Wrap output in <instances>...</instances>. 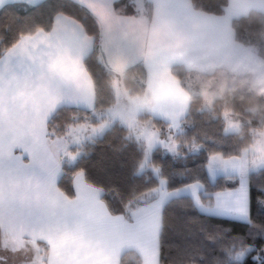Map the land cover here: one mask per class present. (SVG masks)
<instances>
[{"label":"crops","instance_id":"obj_1","mask_svg":"<svg viewBox=\"0 0 264 264\" xmlns=\"http://www.w3.org/2000/svg\"><path fill=\"white\" fill-rule=\"evenodd\" d=\"M41 1L0 0V7L6 3L36 4ZM74 1L87 8L96 18L99 57L114 77L121 76L126 67L136 62L143 63L146 74L144 91L124 100L131 103L133 98H138L143 114H149L145 118H155L169 126L179 123L186 115L190 100L188 91H193L188 86V91L184 89L171 73V67L175 64L183 65L189 75H211L220 68L228 75H244V81L250 88L251 83L264 86V59L253 49L235 41L230 26L232 18L244 15L251 9L264 12V0H228L221 15L196 10L191 0H131L135 7L133 14L116 10L113 5L116 0ZM147 2L150 4L149 12ZM53 33L57 51L50 59L55 70L67 78L75 77L91 102L69 105L59 102L57 97L52 106L92 109L95 94L83 60L92 49L93 39L75 19L57 13L49 31L39 30L21 37L14 45L11 56L6 57L4 53L0 60L7 63V59H10L11 64L20 71L30 63L29 56L33 51L50 50L46 41ZM4 66L0 65V68ZM123 89L126 93L127 90ZM198 93L203 98L202 107L205 109L203 93L201 90ZM189 151L198 152L193 151L192 145ZM211 156L206 165L208 180L213 182L219 176L236 177V188L216 191L209 202L203 203L205 206H197L189 189H193L199 198L202 191L200 183L193 182L169 191L165 181L159 179V196L149 194L148 199L130 207L125 214H113L102 199V189L89 185L80 172L73 176V196H66L57 187L62 161L53 151H49L41 157L36 172L25 168L19 176L13 177L14 183L19 185L15 189V199L17 205H23V208L0 211V226L9 234L11 245L18 241L25 245L32 243L42 255V264H119L120 255L125 251L137 254L140 264H159L161 208L170 198L187 195L202 213L248 220L249 172H245L243 177L240 175L241 154L222 157L215 169H210ZM24 160H29L27 154ZM49 185L51 196L45 191ZM162 193H167L163 199ZM225 196L234 208L245 206L247 214L217 213L214 209ZM54 197H59V203H71L87 220V225L65 222L57 215L58 202ZM214 202L216 206L211 209L210 205ZM37 203L44 204L48 209L47 215L28 210V205L35 206ZM43 245L46 246L45 257L41 253Z\"/></svg>","mask_w":264,"mask_h":264},{"label":"trees","instance_id":"obj_2","mask_svg":"<svg viewBox=\"0 0 264 264\" xmlns=\"http://www.w3.org/2000/svg\"><path fill=\"white\" fill-rule=\"evenodd\" d=\"M228 0H191L192 7L213 15L225 11ZM114 8L121 13L133 14L131 0H116ZM150 4L147 2V12ZM57 13L65 14L83 27L92 37V49L83 60L94 89L95 111L105 110L116 98L113 90V73L99 57V26L96 18L83 5L74 0H42L36 4L21 2L6 3L0 7V57L6 49L25 35L49 31ZM233 38L253 49L264 59V12L251 9L230 22ZM171 73L181 86L185 84L188 70L181 64L171 67ZM122 83L130 94H141L145 89L146 74L143 63L136 62L121 73ZM244 75L229 74L228 88L214 98L209 109H202L203 98L190 91L189 107L179 122L180 131L174 136L178 144L177 153L170 154L156 147L149 164L140 170L144 157L141 142L132 138L128 130L114 123L99 137L73 147L79 152L71 163H61V176L57 187L66 195L73 196V176L80 172L85 181L102 189V199L113 214H125L130 207L142 203L138 200L145 192L155 188L163 179L169 191L198 182L202 185L199 195L202 203L211 200L216 191L233 189L238 179L219 176L210 182L206 165L210 155L222 157L239 156L253 144L258 130L264 126V94L250 88ZM93 110L73 106H61L56 110L51 123L79 121L96 123ZM224 111L231 112L239 121L237 132H225ZM142 117H149L148 113ZM153 125L165 135L168 124L151 118ZM191 144L201 145L196 153L189 151ZM153 168L159 169V174ZM248 179L247 221L205 214L200 212L187 195L170 198L162 207V227L159 231V264H264V167L250 171ZM42 254L45 257V245ZM250 248L240 260L232 256ZM263 255L258 259L254 256ZM119 264H140L132 251L122 252Z\"/></svg>","mask_w":264,"mask_h":264},{"label":"snow or ice","instance_id":"obj_3","mask_svg":"<svg viewBox=\"0 0 264 264\" xmlns=\"http://www.w3.org/2000/svg\"><path fill=\"white\" fill-rule=\"evenodd\" d=\"M54 35L46 41L49 51L36 49L33 51L26 66L17 71L11 60H0V211H17L23 205L18 206L15 199V184L13 177L19 176L23 169L30 168L37 171L41 157L55 150L56 139L74 135L83 124H75L79 121V114L73 116V122H54L50 124L56 114L53 102L59 98V102L69 105L90 103L88 96L82 89L79 81L67 78L55 70L51 56L57 51L54 44ZM11 46L6 49L5 56L10 57L13 51ZM105 125L94 126L95 132H102ZM20 151H16V149ZM27 154L29 160L25 162ZM264 163V160L257 161ZM49 196L51 185L45 190ZM167 193H162L163 199ZM58 202L59 215L65 222L70 224L87 225V220L82 218L79 212L72 207L71 203H59V197H54ZM67 200V197H65ZM28 210L34 214L47 215L48 209L43 203L35 206L28 205ZM217 213H232L244 216L247 214L245 206L234 208L227 202V197L218 201ZM162 227V208L161 224ZM14 250H19L14 249Z\"/></svg>","mask_w":264,"mask_h":264},{"label":"rangeland","instance_id":"obj_4","mask_svg":"<svg viewBox=\"0 0 264 264\" xmlns=\"http://www.w3.org/2000/svg\"><path fill=\"white\" fill-rule=\"evenodd\" d=\"M227 76L228 73L225 70L217 68L215 73H212L211 75H197L195 73H191L190 75L188 74L185 84L193 91V93H198V91L200 90L202 91L204 96L203 106L205 107V109H209L210 101L213 98L221 96V94L228 88V83L226 79ZM250 86L255 91L264 94L263 85L251 83ZM123 87L124 86L122 83V76H117L116 78L113 75V90L116 98L115 102L111 106L107 107L105 110L95 111L93 110L94 107L92 109H89L95 112L94 117L96 118L97 122L91 123L87 121L80 123L85 126L83 128H80L74 135L54 138L56 139V147L53 152L60 161L67 163L73 162L79 155V152L72 151L73 147H79L84 142L91 141L96 137H99L106 129L111 127L114 123H119L123 125L128 130V133L132 138L143 144L144 157L139 168L140 170L148 166L152 151L156 147H160L167 153L176 154L178 144L175 141L174 136L181 129L180 123H174L169 125L165 130V135L161 137L160 131L155 128L152 123V120L142 117L144 110L141 109V101L138 98H133L131 103L130 101L126 102L124 100V98L139 94L133 95L130 94L128 91H126L125 93ZM58 108L59 107H57L56 110ZM222 116L225 122V132L239 131L240 121L231 112L224 111L222 113ZM99 124L105 125L103 131L95 132V134H93L94 126ZM191 145L193 151H198L199 149H201V145L199 144ZM241 156V177L245 176V172L255 171L264 167V163H257V161L264 160V126L263 128L257 131L256 138L253 144L242 150ZM220 160H222L221 155L213 154L209 159L210 169L217 168V164ZM153 170L156 175L159 174L158 168H153ZM189 191L191 195H193L192 197L195 199L197 206H201V204L203 203H201L199 198L195 196L196 192H194L193 189H189ZM149 194L153 196H159L160 185L154 190L144 193L142 196L139 197L138 200L148 199ZM215 206V202L210 205L211 209L215 208ZM8 236L9 234L7 233V231L0 226V255L5 257V264L43 263L42 255L32 243H28V245H25L24 242L17 240L18 243H13V246L9 243ZM17 248L19 250H14ZM249 249L250 248H247L245 251H239L232 257L236 260H240L244 257V255ZM263 255L257 254L254 257L258 259Z\"/></svg>","mask_w":264,"mask_h":264},{"label":"flooded vegetation","instance_id":"obj_5","mask_svg":"<svg viewBox=\"0 0 264 264\" xmlns=\"http://www.w3.org/2000/svg\"><path fill=\"white\" fill-rule=\"evenodd\" d=\"M0 264H5V257L0 255Z\"/></svg>","mask_w":264,"mask_h":264}]
</instances>
